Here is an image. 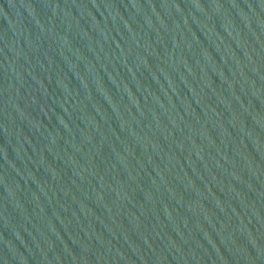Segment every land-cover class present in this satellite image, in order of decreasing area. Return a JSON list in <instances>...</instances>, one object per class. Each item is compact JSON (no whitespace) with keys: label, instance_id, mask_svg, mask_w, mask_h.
<instances>
[{"label":"water","instance_id":"1","mask_svg":"<svg viewBox=\"0 0 264 264\" xmlns=\"http://www.w3.org/2000/svg\"><path fill=\"white\" fill-rule=\"evenodd\" d=\"M0 264H264V0H0Z\"/></svg>","mask_w":264,"mask_h":264}]
</instances>
